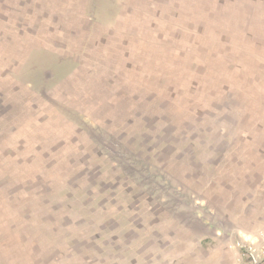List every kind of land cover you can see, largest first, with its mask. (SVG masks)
I'll return each instance as SVG.
<instances>
[{
	"label": "rangeland",
	"instance_id": "rangeland-1",
	"mask_svg": "<svg viewBox=\"0 0 264 264\" xmlns=\"http://www.w3.org/2000/svg\"><path fill=\"white\" fill-rule=\"evenodd\" d=\"M95 3L92 7V0H0V228L3 222H12L19 226L15 229L26 231L28 223L22 225L24 218L17 211L36 208L34 202L47 203L51 196L56 200L52 205L53 209L57 207L55 212L66 208L79 213L77 204L79 215L93 209L96 212L91 214L90 225L94 221L99 227L113 220V213L122 217L124 227L136 221L133 196L142 201V206L157 210L161 204L151 205L155 201L152 191H157L155 186L150 189L151 179L133 175V183L127 180L124 184L118 170L111 173L108 169L106 162L114 160L111 153L122 150L126 155L133 151L139 158H146V165L141 166L143 174L165 169L179 176L182 170L187 171L183 161L195 160L201 138L193 136L191 126L190 133L180 138L168 135L180 131L190 111L200 115L209 108L216 85L224 82L222 77L218 81L215 71L235 80L239 59H220L215 54V41L196 39L202 36L197 32L171 41L164 53L155 51L152 63L147 65L152 31L157 26L166 31L168 25L158 23L161 17L151 19L140 9L132 10L129 2L127 6H121L120 0ZM193 35L195 39H190ZM244 61L241 65H251L247 68L251 71L250 87L245 89L243 85L237 105L247 106L243 110L238 107L239 116H245L246 111L251 119L252 115L259 116V106L264 103V64L246 57ZM22 79L30 81L31 86ZM157 95L162 108L157 107L156 113L151 102ZM168 95L169 105L164 101ZM151 115L156 119L149 120ZM242 121L238 119L234 133L243 131ZM256 135L263 144L264 135ZM256 135L249 138L250 142L245 134L239 138L252 153L264 149L260 144L256 148ZM166 143L172 146L165 147ZM106 146L113 150L110 154ZM187 150L192 151L191 157ZM85 169L97 174L112 195H74V200H69L71 195L48 198L27 191L31 181L39 190L44 183L48 187L45 192H59L55 185L78 178L83 181ZM139 192L143 195H137ZM44 197L47 199L42 200ZM5 207L11 210L8 216L2 215ZM158 213L161 216V210ZM104 236L115 240L109 230ZM79 237L85 238L84 234ZM239 244L245 247L237 242L233 246L234 264L243 248Z\"/></svg>",
	"mask_w": 264,
	"mask_h": 264
},
{
	"label": "crops",
	"instance_id": "crops-1",
	"mask_svg": "<svg viewBox=\"0 0 264 264\" xmlns=\"http://www.w3.org/2000/svg\"><path fill=\"white\" fill-rule=\"evenodd\" d=\"M92 1L90 6H96L95 1L98 0ZM127 3L131 4L128 7L132 10L140 9L145 17H161L158 23L168 25L166 31L162 26L152 31L147 65L152 63L155 51L159 53L160 49L164 53V49H170L171 41L197 32L202 36L196 39L203 37L215 41V54L220 59H239L233 76L235 80L215 71L218 81L222 77L224 82L222 86L216 85L209 108L200 115L190 111L183 118L180 131L168 135L180 138L185 132L190 133L188 128L191 126L194 128L193 136L201 138V147L195 150V160L183 161L182 166L187 171L182 170L179 176L175 177L165 169L143 174L141 166L146 165V158H139L133 151L125 155L119 150L117 154L105 147L116 160L108 159V169L111 173L118 170L121 173L119 179L124 178V184L127 180L129 184L133 183L135 175L140 179L150 178V189L153 190V186L157 189L152 191L155 204L151 202L152 206L160 202L157 210L142 206V201L133 196V217L136 220L133 223L141 224L132 223L124 227L122 217L110 213L113 220L105 219L106 225L95 226L94 221L90 225L91 214L96 211L88 209L79 215L78 204L79 213L66 208V211L58 208L61 212H55L57 207L53 209L52 205L56 200L50 195H71L69 200H74V195H112L92 170L83 171V181L78 178L70 183L67 180L65 185L58 183L56 189L51 188H60L59 192H45L48 187L45 188L44 183L41 184L43 189L39 190L29 181L27 191L30 195H48L50 201L39 200L32 204L36 208L23 213L17 211L16 214L24 218L22 225L28 223L26 231L29 235L24 230L15 229L19 226L12 222L1 224L0 264H234L236 251L233 246L236 242L247 247L260 244L257 233L264 229V149L252 153V149L244 141L240 143L239 138L245 134L248 141L256 134L264 135V103L259 106V116L252 115L251 119L246 111L245 116H239L238 107L240 110L248 107L237 104L241 100L239 94L243 85L245 89L250 87L251 71L247 72V68L251 65H241L246 62L244 57L264 64V0H120L121 6H127ZM218 7L221 9L219 14ZM212 32H215L214 36ZM189 38L195 39L194 35ZM139 53L137 56H141ZM217 61L222 65L219 59ZM215 66L218 68V64ZM22 82L31 86L30 81L22 79ZM169 86L166 84L165 87ZM159 98L157 95L151 102L156 110L157 107L162 108V99ZM164 101L169 105L170 96ZM156 117L151 115L148 119ZM241 118L243 131L239 135L233 130ZM258 138L256 148L264 145ZM186 153L189 156L192 151L187 150ZM133 168H136L135 172ZM91 176L96 177L90 180ZM45 199L47 197L42 200ZM72 206L75 208L74 204ZM158 210H161V216ZM10 213L11 210L5 207L2 215ZM32 222L33 226H30ZM106 229L111 231L115 240L105 238ZM82 234L85 238L79 237Z\"/></svg>",
	"mask_w": 264,
	"mask_h": 264
},
{
	"label": "built area",
	"instance_id": "built-area-1",
	"mask_svg": "<svg viewBox=\"0 0 264 264\" xmlns=\"http://www.w3.org/2000/svg\"><path fill=\"white\" fill-rule=\"evenodd\" d=\"M259 239L258 246H240L242 251L237 264H264V229L257 233Z\"/></svg>",
	"mask_w": 264,
	"mask_h": 264
}]
</instances>
